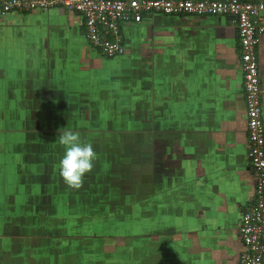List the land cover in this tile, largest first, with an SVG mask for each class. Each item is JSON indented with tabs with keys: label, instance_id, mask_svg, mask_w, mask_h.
Returning a JSON list of instances; mask_svg holds the SVG:
<instances>
[{
	"label": "crops",
	"instance_id": "crops-1",
	"mask_svg": "<svg viewBox=\"0 0 264 264\" xmlns=\"http://www.w3.org/2000/svg\"><path fill=\"white\" fill-rule=\"evenodd\" d=\"M122 37L126 54L107 60L87 45L77 14L53 9L0 17V88L12 92L19 66L26 71L19 77L22 94L30 96L31 85V95L47 94L58 70L60 96L76 94L84 102L83 93L105 88L101 96L117 104L107 102L105 111L150 112L134 123L151 126L154 120L161 131L150 141V158L157 159L150 192L159 200L150 207V264L153 253L157 264H238L241 214L254 201V180L235 26L228 18L154 15L125 25ZM32 57L44 63L36 77ZM258 59L264 72V35ZM262 90L264 125V84ZM128 95L133 102L120 101ZM163 158L167 184L159 173Z\"/></svg>",
	"mask_w": 264,
	"mask_h": 264
},
{
	"label": "rangeland",
	"instance_id": "rangeland-1",
	"mask_svg": "<svg viewBox=\"0 0 264 264\" xmlns=\"http://www.w3.org/2000/svg\"><path fill=\"white\" fill-rule=\"evenodd\" d=\"M30 63L32 76L44 72L38 58ZM18 67L12 92L0 88V264H150V207L159 201L150 192L151 166L157 172L150 141L161 131L154 120L134 125L150 112L105 111L117 106L101 96L105 88L83 93L84 102L76 94L60 96L64 80L58 70L51 86L43 80L47 94L31 95V85L25 96L19 77L26 71ZM107 71L113 74L111 66ZM60 128L78 131L97 153L80 189L68 188L60 176ZM164 160L159 173L167 184Z\"/></svg>",
	"mask_w": 264,
	"mask_h": 264
},
{
	"label": "built area",
	"instance_id": "built-area-1",
	"mask_svg": "<svg viewBox=\"0 0 264 264\" xmlns=\"http://www.w3.org/2000/svg\"><path fill=\"white\" fill-rule=\"evenodd\" d=\"M53 9L77 14L83 22L87 45L102 58L126 54L122 29L145 18L191 16L228 18L235 26L239 66L243 77L247 161L254 180V201L241 214L238 264H264V125L258 45L264 35V1L244 0H0V17L28 15Z\"/></svg>",
	"mask_w": 264,
	"mask_h": 264
},
{
	"label": "clouds",
	"instance_id": "clouds-1",
	"mask_svg": "<svg viewBox=\"0 0 264 264\" xmlns=\"http://www.w3.org/2000/svg\"><path fill=\"white\" fill-rule=\"evenodd\" d=\"M59 145L64 147V154L59 162L60 176L70 189H80L86 174L94 168L97 153L91 143H85L78 131L70 128L58 130Z\"/></svg>",
	"mask_w": 264,
	"mask_h": 264
}]
</instances>
